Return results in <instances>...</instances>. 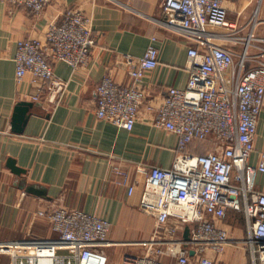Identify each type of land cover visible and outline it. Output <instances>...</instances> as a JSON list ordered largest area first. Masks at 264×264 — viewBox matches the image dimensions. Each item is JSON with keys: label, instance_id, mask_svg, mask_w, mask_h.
<instances>
[{"label": "built area", "instance_id": "built-area-1", "mask_svg": "<svg viewBox=\"0 0 264 264\" xmlns=\"http://www.w3.org/2000/svg\"><path fill=\"white\" fill-rule=\"evenodd\" d=\"M52 1L10 0L36 16ZM224 1L161 0V23L189 43L184 89L169 87L153 94L145 77L159 63L154 45L141 58L122 57L128 84L106 74L96 87L99 120L132 131L144 113L149 123L178 139L170 168L139 165L132 179L129 171L113 167V176L128 188L129 196L141 187L139 207L154 218L151 237L131 244L143 252L124 255L120 264H194L210 253L221 256L237 243L219 226L229 210L245 216L247 239L241 244L247 247L251 264H264V193L255 190L256 175L264 174V152L256 166L249 164L264 108V62L260 60L264 49L254 44L258 39L253 28L242 36L230 24ZM251 22L252 27L259 22L257 12ZM96 42L90 20L80 11L66 10L61 22L49 24L42 36L17 42V84L30 75L37 87L31 100L54 107L68 88V81L55 74L54 64L86 68ZM253 48L260 54H251ZM249 63L256 65L249 67ZM195 142H212L214 148L204 154L187 152ZM36 215L47 219L58 236L0 242V254L10 255V264L109 263L106 249L115 244L108 240L107 221L57 202L42 206Z\"/></svg>", "mask_w": 264, "mask_h": 264}, {"label": "crops", "instance_id": "crops-1", "mask_svg": "<svg viewBox=\"0 0 264 264\" xmlns=\"http://www.w3.org/2000/svg\"><path fill=\"white\" fill-rule=\"evenodd\" d=\"M224 6L230 24L242 36L253 28L258 39L254 44L264 49V41H260L264 40V0H225ZM68 9L80 11L90 20L97 42L86 68L73 70L63 62L54 64L55 74L68 81V88L61 102L46 108L44 102L31 100L37 87L30 75L17 84L14 55L18 41L42 36L49 24L61 22ZM255 12L259 22L252 27ZM162 20L161 0H53L39 16L26 7L13 6L10 0H0V242L56 238L49 221L36 213L57 202L110 224L108 240L115 245L106 249L108 264H120L124 255L143 252L131 244L151 237L154 218L139 207L141 187L129 196L128 188L113 176V167L129 171L132 179L139 165L170 168L178 153V139L149 123L144 113L132 131L99 120L95 115L96 87L106 74L119 84H128L122 57L141 58L150 45L159 52L157 67L145 77L153 94L169 87H186L189 43L167 29ZM250 53L260 51L253 48ZM260 60L264 62V57ZM21 101L31 102L33 107L23 133L15 134L12 116ZM213 148L212 142H195L186 151L204 154ZM263 152L264 108L249 164L256 166ZM8 160H14L25 173L15 176ZM23 181L43 191L44 196L26 192L20 187ZM255 190L264 193V174L256 175ZM219 226L237 242L233 245L247 239L242 211L229 210Z\"/></svg>", "mask_w": 264, "mask_h": 264}, {"label": "water", "instance_id": "water-1", "mask_svg": "<svg viewBox=\"0 0 264 264\" xmlns=\"http://www.w3.org/2000/svg\"><path fill=\"white\" fill-rule=\"evenodd\" d=\"M33 107V104L31 102L21 101L18 102L14 108L13 116H12V123H11V129L15 134H22L24 131V128L27 124V121L30 117L29 110ZM8 168L11 170V172L17 176L20 177L22 174L25 173V171L19 167L16 166L14 160H8L7 162ZM21 188H24L26 192L38 195V196H44L43 191L38 190L35 186H26L25 182H21L20 184ZM188 228L184 231V239H188ZM194 252H190V256H193Z\"/></svg>", "mask_w": 264, "mask_h": 264}, {"label": "rangeland", "instance_id": "rangeland-1", "mask_svg": "<svg viewBox=\"0 0 264 264\" xmlns=\"http://www.w3.org/2000/svg\"><path fill=\"white\" fill-rule=\"evenodd\" d=\"M241 239L243 240V237ZM244 241L238 242L243 243ZM231 248L233 251L230 253ZM248 255V249L244 244L230 245L221 256L210 253L195 259L194 264H249ZM10 261V255L0 254V264H10Z\"/></svg>", "mask_w": 264, "mask_h": 264}]
</instances>
